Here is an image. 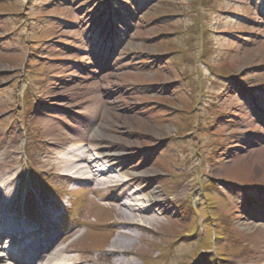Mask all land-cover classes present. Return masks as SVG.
I'll return each mask as SVG.
<instances>
[{
	"label": "rangeland",
	"instance_id": "1",
	"mask_svg": "<svg viewBox=\"0 0 264 264\" xmlns=\"http://www.w3.org/2000/svg\"><path fill=\"white\" fill-rule=\"evenodd\" d=\"M122 1L113 32L116 0H0V202L56 181L73 219L53 244L81 264L115 238L124 264H264V0ZM87 147L118 181L67 175ZM134 191L155 222L120 213Z\"/></svg>",
	"mask_w": 264,
	"mask_h": 264
},
{
	"label": "bare ground",
	"instance_id": "2",
	"mask_svg": "<svg viewBox=\"0 0 264 264\" xmlns=\"http://www.w3.org/2000/svg\"><path fill=\"white\" fill-rule=\"evenodd\" d=\"M91 155V148L87 147L84 149L78 156L76 157H68L67 160H63V165L65 172H72V174H78L77 177H81L82 174H86L89 172V167L95 168L98 175H95V179L100 182L109 183V182H116L118 181V178L113 175L115 171V167L117 165H113L109 171V169H103L100 168L97 163L101 159H99L98 156H90ZM82 159L85 163V165H81L79 160ZM96 163V164H95ZM71 170V171H69ZM2 189L0 188V192ZM135 191L134 193H129L128 196L130 198V201H124L121 203V199L119 200V197L114 198L116 203H121L123 207V210H119L120 213H125V210L133 213L137 217V222L141 224H145L144 220H147L146 215H152L150 213L151 210V203L150 201L147 203H140L137 204L134 202L136 199ZM115 197V196H114ZM134 199V200H133ZM145 202V201H144ZM154 205V204H153ZM9 209L6 207L5 204L0 202V234L5 235L7 239H11L12 242L18 241L16 240L17 236L14 235V230L10 228L9 224L6 223V221L11 220L13 217H9L10 215ZM10 218V219H8ZM149 221H156L155 217L152 215L149 218ZM15 222V221H14ZM121 223L125 224L127 227H131L133 223H130V221L121 220ZM34 225L30 232L26 233L24 230L21 231V234L25 236L26 234L28 237L30 236H37L36 242H33L31 240L28 241V245L31 247V251L28 252L27 257L23 258L21 256L13 258L11 262H8V260L4 259L2 255L0 256V264H68L69 262H74L77 260L76 258L69 257L65 255L66 253L69 255L73 250L69 249L68 246L64 245L62 247H54L53 241H54V233L49 230L50 224L48 221H46L43 224H38L33 222ZM126 233V232H125ZM122 234V232H121ZM119 237H128V234H122ZM45 244H41L42 242ZM38 244V245H37ZM47 244V245H46ZM114 244H126L121 239H113L112 240V247H108V252L110 255H112L113 260L111 261V264H124V260H121L120 257L124 254H126V250L123 249V247H120V249L117 246H114ZM54 247V248H53ZM53 248V250H51ZM1 251V249H0ZM130 264L129 262H127Z\"/></svg>",
	"mask_w": 264,
	"mask_h": 264
},
{
	"label": "trees",
	"instance_id": "3",
	"mask_svg": "<svg viewBox=\"0 0 264 264\" xmlns=\"http://www.w3.org/2000/svg\"><path fill=\"white\" fill-rule=\"evenodd\" d=\"M168 60H170V58H169ZM259 97H260V96H259ZM200 127H202V125H200ZM202 153H203V151H202ZM207 183H208V184H210V183L212 184L211 181H209V182L207 181ZM202 191H205L204 188H202Z\"/></svg>",
	"mask_w": 264,
	"mask_h": 264
}]
</instances>
